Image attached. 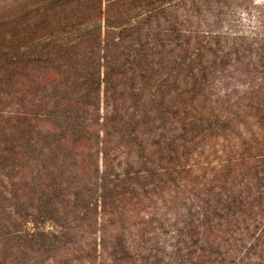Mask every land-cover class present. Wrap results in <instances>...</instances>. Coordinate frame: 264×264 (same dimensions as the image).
<instances>
[{"label": "trees", "instance_id": "16d2710c", "mask_svg": "<svg viewBox=\"0 0 264 264\" xmlns=\"http://www.w3.org/2000/svg\"><path fill=\"white\" fill-rule=\"evenodd\" d=\"M199 2L23 0V20L21 4L0 8V164L23 158L29 217L46 205L81 222L88 240L62 264L117 263L127 226L124 264L163 263L141 240L166 234L187 264H239L238 244L264 264V39L253 54L182 29L177 13ZM67 177L86 181L67 196ZM97 226L113 229L108 246Z\"/></svg>", "mask_w": 264, "mask_h": 264}, {"label": "rangeland", "instance_id": "374dc122", "mask_svg": "<svg viewBox=\"0 0 264 264\" xmlns=\"http://www.w3.org/2000/svg\"><path fill=\"white\" fill-rule=\"evenodd\" d=\"M14 1L22 6V9L17 11H20L17 17L23 20V0H0V8L13 5ZM199 6L198 12L180 11L177 13L182 29L218 33L220 35L218 41L221 42V45L230 44L235 38L240 37V40L237 41L238 43L251 45V52L253 54L259 53V48L261 47L259 38L262 37L264 39V0H200ZM14 12L9 13L12 14ZM257 43L258 46L256 45ZM232 76L234 79L228 81L230 86L239 88L243 79L236 74ZM216 78L211 79L213 86H219L218 80H222L221 75H217ZM44 127H46V124ZM19 167L23 170V158L21 157L0 164V262L2 264L5 258L13 256L18 264H35L36 262L38 264H62L60 261L62 252L66 248H72L73 244H75L74 242L78 241L82 245L88 240V236L80 232L81 222L75 216L69 217L62 213L59 216H55L52 211L45 215L46 205H43L41 209H36V212L32 210V217H29L30 213L28 212L30 211L27 209L23 197H21L24 196L23 192L27 191V189L23 187V173H21V169H17ZM70 170L72 168L66 166V171L64 170V172L68 174ZM5 175L8 176V180L12 179L14 184L17 185L16 189L13 190L11 188L8 190L9 193L6 189L7 179ZM30 177H33V174L32 176L30 174ZM37 177H40L39 174L34 175V178L37 179ZM54 178H58V175L52 177V180ZM81 181L85 182L86 178H73L72 184L74 185L65 184L72 191L68 193L67 188L64 187L63 193L69 196L75 188H81V185L78 184ZM50 183L45 181V184ZM18 188L22 190L17 191ZM46 197L54 199L51 195ZM57 198H59V193ZM86 215L89 214L86 213ZM59 225H63L66 228L61 229ZM112 230V228H106L103 231L98 226L95 229L97 238H102L104 246H108L110 242H113L108 236ZM126 231L125 240H119L120 249H118L117 263L115 264H124L123 262L127 258L125 256L126 252L122 248L131 247L132 242L135 241L131 236L132 227L127 226ZM26 233H33L34 237L28 239ZM152 238L146 236L141 242L149 247H153V243L161 244L163 248L161 249L163 256V263L161 264H187V256L178 250L180 245L177 235H160V240H152ZM26 240L35 241L33 246H30L32 251L26 250ZM254 242L257 244L253 251L261 254L258 244L263 245L264 240ZM187 246L191 247L193 245L187 242ZM237 250L240 256L239 264H254L250 252L245 251L244 245L238 244ZM122 251L125 255L121 253ZM31 260H34V263ZM220 263L236 264L233 261H228L227 263L221 261ZM71 264L79 263H75V260L71 258ZM95 264H98V261L95 260Z\"/></svg>", "mask_w": 264, "mask_h": 264}]
</instances>
